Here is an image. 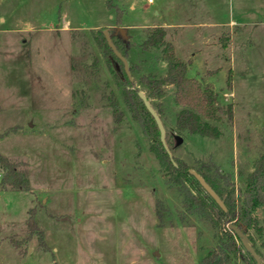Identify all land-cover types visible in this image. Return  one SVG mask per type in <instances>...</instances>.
Here are the masks:
<instances>
[{"label": "rangeland", "instance_id": "obj_1", "mask_svg": "<svg viewBox=\"0 0 264 264\" xmlns=\"http://www.w3.org/2000/svg\"><path fill=\"white\" fill-rule=\"evenodd\" d=\"M117 9L129 25L122 33ZM160 23L181 24L166 38L179 40L188 75L210 83L221 108L218 137L179 132L174 89L163 86L152 102L170 152L239 201L264 153V0H0V152L29 184L0 186V264H201L223 239L192 185L152 151L93 38L109 27L142 90V74L165 73L160 48L140 45ZM190 44L202 52L187 55ZM30 208L47 249L29 235ZM254 216L261 223L262 206ZM248 232L264 264V229ZM243 252H231L229 264H247Z\"/></svg>", "mask_w": 264, "mask_h": 264}, {"label": "trees", "instance_id": "obj_2", "mask_svg": "<svg viewBox=\"0 0 264 264\" xmlns=\"http://www.w3.org/2000/svg\"><path fill=\"white\" fill-rule=\"evenodd\" d=\"M120 13L121 11L117 9L118 18L115 22L117 26L122 25L119 20ZM103 29L104 28L96 29L93 33V38L96 40L98 46L102 48L105 55H107L108 66H111L112 70L117 73L118 78L122 79L121 90L123 102H125L133 117L143 127L148 140H150L152 151L161 159L165 165L166 172L173 179L180 182L187 181L192 185V189L195 190L194 196H192L193 201L208 213L210 219L216 226L222 227L224 230V237L221 239L218 246L208 250L202 256L200 263L229 264L232 258L230 253L241 252L244 247L242 243L239 242L238 236L228 227V223L232 222L244 233L246 232L253 247L254 243L252 242L248 230L250 228H255L257 231H262V229H264V216L261 219V223L257 222V218L254 216V211L257 208L262 206L264 209V153H260V156L253 162V168L247 175L244 189L239 191L238 202L235 201L231 194H227L223 197L220 189L209 181L206 174L196 169V171L203 176L208 185L216 191L222 199L224 206H226V209L219 206L213 197L203 189L197 178L189 172L190 166L179 157L172 155L175 161V164H173L162 141L159 139V129L153 116L144 105L142 99L138 96V91L141 88H138L136 82L133 80V76L130 80L127 73H125L123 63L109 46L102 33ZM110 36L121 54L128 58L126 52L120 48L118 42L114 39L113 32H110ZM142 39L140 45L143 49L160 48L163 58L167 61L164 74L157 76L142 74L140 76V81L145 85V88L142 90L146 94L150 104L155 108L157 114H159L160 119V106H156V104L152 102V98L157 97V95L159 96L163 92V86L171 85L174 89L173 102L180 107L174 119L176 129L179 132L185 131L189 134L193 133L205 137H218L220 135V128L216 121L220 117L221 108L215 103L216 92L212 85L210 83L201 85L197 77L188 75L187 70L191 63V59L185 61L176 55L174 44L168 42L166 38V29L163 26L156 25L151 27ZM115 62L118 64V71ZM128 68L132 75L133 66L130 64ZM228 70L229 73L226 83L230 85L231 70ZM111 105L113 110L118 111V116H121L122 112L116 104L111 103ZM231 106L232 104L228 103L225 108L229 117H232ZM117 119H119V117H117ZM165 140L168 145L169 140H167L166 131ZM0 169L2 170L0 186H2L3 189L11 187L24 190L29 187L26 178L23 177L21 172L16 168L15 163L1 152ZM35 213L36 211H34V208H30L29 216L26 218L29 235L35 234L41 248L47 249L44 231L38 227ZM12 243L17 247H21V242L18 240H12ZM25 251L24 249L23 252L25 253ZM255 251L258 253L256 249ZM243 253L247 256V264H257L254 257L251 256L247 250Z\"/></svg>", "mask_w": 264, "mask_h": 264}, {"label": "water", "instance_id": "obj_3", "mask_svg": "<svg viewBox=\"0 0 264 264\" xmlns=\"http://www.w3.org/2000/svg\"><path fill=\"white\" fill-rule=\"evenodd\" d=\"M116 29L118 31H120L121 33L124 31L123 26L122 27L118 26V27H116ZM102 33H103L105 39L107 40L109 46L113 50L114 54L116 56H118V58L122 61L124 71H125V73H127L129 79L131 80L132 75H131L129 68H128V60H127L126 56L121 54V52L117 49L116 45L114 44L113 40L111 39V36L109 33V27H105L102 30ZM115 65H116V68L118 69V64L116 62H115ZM138 96L142 99L144 105L147 107L148 111L153 116L154 121L157 124V127L159 129V139L162 141V144H163L166 152L168 153V156H170L173 164H175L173 156H172V154L169 150V147L167 145V142L165 140V127H164V124L162 123V121L159 117V114H157L155 108L150 104V101L148 100V98H147V96L143 90L140 89L138 91ZM175 137L177 139V143L182 142L183 139L180 135L176 134ZM189 172L192 173L197 178V180L199 181V183L201 184L203 189H205L206 192L210 196L213 197V199L218 203V205L221 206L223 209H226V206H224L222 199L219 197V195L216 193V191L214 189H212L211 186L208 185V183L205 181L203 176L200 173H198L195 169H189ZM228 227L239 237L244 249L247 250L251 254V256L254 257L256 263L260 264V256L255 251V249L251 243V240L248 238V235L246 234V232L244 233L237 225H235L232 222L228 223Z\"/></svg>", "mask_w": 264, "mask_h": 264}, {"label": "crops", "instance_id": "obj_4", "mask_svg": "<svg viewBox=\"0 0 264 264\" xmlns=\"http://www.w3.org/2000/svg\"><path fill=\"white\" fill-rule=\"evenodd\" d=\"M116 24V23H115ZM161 24V26H163L165 29H166V37H167V35H168V30H173L174 29V27H175V25H181V24H178V23H172V24H162V23H160ZM111 25V24H110ZM118 27L117 25H113V27ZM124 27V28H129V25L128 24H125V23H122V25L120 26V27ZM152 26H154V25H152ZM110 27H112V26H110ZM177 29V28H176ZM168 41H170L172 44H174V47H175V52H176V55H178V43H179V40H177V39H169ZM192 44H190L189 46H187V48L186 49H191L192 48ZM191 47V48H190ZM193 49V48H192ZM197 52H202L201 50L200 51H196V50H190V52L188 53V52H186V54L187 55H191V57L193 58L195 55H197ZM179 57H180V55H178ZM181 58V57H180ZM181 59H183V58H181ZM183 60H185V59H183ZM186 61V60H185ZM191 62H192V60H191Z\"/></svg>", "mask_w": 264, "mask_h": 264}, {"label": "built area", "instance_id": "obj_5", "mask_svg": "<svg viewBox=\"0 0 264 264\" xmlns=\"http://www.w3.org/2000/svg\"><path fill=\"white\" fill-rule=\"evenodd\" d=\"M148 1H151V0H148Z\"/></svg>", "mask_w": 264, "mask_h": 264}]
</instances>
